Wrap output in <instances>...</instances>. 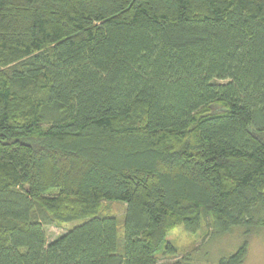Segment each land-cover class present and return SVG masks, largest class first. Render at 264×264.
<instances>
[{
	"label": "trees",
	"instance_id": "16d2710c",
	"mask_svg": "<svg viewBox=\"0 0 264 264\" xmlns=\"http://www.w3.org/2000/svg\"><path fill=\"white\" fill-rule=\"evenodd\" d=\"M263 134L264 0H0V264H155L202 213L264 228ZM46 215L83 221L48 243Z\"/></svg>",
	"mask_w": 264,
	"mask_h": 264
},
{
	"label": "rangeland",
	"instance_id": "374dc122",
	"mask_svg": "<svg viewBox=\"0 0 264 264\" xmlns=\"http://www.w3.org/2000/svg\"><path fill=\"white\" fill-rule=\"evenodd\" d=\"M144 116L138 118V124L144 123ZM264 140V134L262 135ZM55 190L51 194H56ZM70 208L71 205L68 204ZM74 208V207H73ZM126 205L117 201H102L97 208L100 216H113L118 223V238L122 239V223ZM203 219L199 230L188 232L182 225L170 228L160 251L156 254L155 264H185L187 261L195 264H217L220 259L234 254L245 242V256L240 264H264V228H258L244 235L243 228H233L226 234L210 237V219L202 213ZM83 220L61 222L52 216L43 220L46 240H55L58 236L80 224Z\"/></svg>",
	"mask_w": 264,
	"mask_h": 264
}]
</instances>
